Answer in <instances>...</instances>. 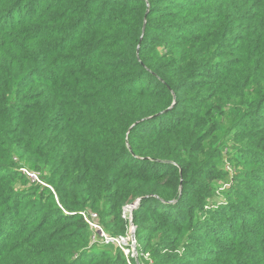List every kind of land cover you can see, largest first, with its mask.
<instances>
[{"label": "trees", "instance_id": "1", "mask_svg": "<svg viewBox=\"0 0 264 264\" xmlns=\"http://www.w3.org/2000/svg\"><path fill=\"white\" fill-rule=\"evenodd\" d=\"M263 110L264 0H0V264H264Z\"/></svg>", "mask_w": 264, "mask_h": 264}, {"label": "built area", "instance_id": "2", "mask_svg": "<svg viewBox=\"0 0 264 264\" xmlns=\"http://www.w3.org/2000/svg\"><path fill=\"white\" fill-rule=\"evenodd\" d=\"M22 174H24L27 178H29L32 182H39V179L37 175L33 172L30 173V171L26 169L20 170ZM137 205L135 207H130V205L126 206L122 210V218L127 222L128 229L125 235L119 236V237H110L108 236L102 228L95 223V219L97 218V215L95 213H89V212H83L80 213V215L83 217L84 221L89 225V227H92L94 230V237L91 238V240L96 241L97 239H102V242L105 245H115L117 248H119L123 254L125 255L128 264H131V261H134V263L138 260V246L136 238L135 240L132 239V235L134 233L133 227H132V212L134 209H136ZM97 238V239H96ZM137 264V263H136Z\"/></svg>", "mask_w": 264, "mask_h": 264}, {"label": "rangeland", "instance_id": "3", "mask_svg": "<svg viewBox=\"0 0 264 264\" xmlns=\"http://www.w3.org/2000/svg\"><path fill=\"white\" fill-rule=\"evenodd\" d=\"M263 114H264V110H263ZM228 144V143H227ZM226 146H230V147H232V149H233V147H235V146H237V144L236 143H233L232 141H229V145H226ZM232 149H228V148H226V150L227 151H232ZM227 151H225V152H227ZM230 158L231 157H226V158H224V160H226L227 162H230ZM227 162H226V164H227ZM253 168L254 167H250V170H253ZM29 171V170H28ZM32 171H30V173H31ZM33 173H35L36 175H37V177H39V175L36 173V172H33ZM251 179L250 180H252V178H259V173H257V172H252V175H251V177H250ZM261 178H264V175H262V177ZM37 182V181H36ZM264 181H260L259 183L257 182L255 185H258V186H264L262 183H263ZM216 198H218L219 200L218 201H213V204L216 206V205H220L221 203H223L224 204V206L227 204V201H226V198L224 197V196H221V195H217L216 196ZM247 206H251L250 204H247ZM250 208H253V207H250ZM258 209L259 210H264V203H261L260 204V206L258 207ZM95 223L97 224V225H99L101 228H102V230L105 232V230H104V228H103V226L99 223V221H98V216H97V218L95 219ZM90 229H91V231L92 230H94L92 227H90ZM127 229H128V227H126V232H127ZM95 232V231H94ZM94 232L92 231V236L94 237ZM108 236H110V237H119V236H113V235H111V234H108L107 232H105ZM126 234V233H125ZM124 234V235H125ZM91 236V238H93ZM97 239V238H96ZM91 244H90V246H92V245H95L93 248H97V249H92L89 253H88V257H90V256H95L96 254H99V253H101V252H103V250H106V252H111L113 249H110V248H106L105 249V247H111V246H105V244L102 242V239H97V242L96 241H93V240H91V242H90ZM13 244H14V242H13ZM97 244V245H96ZM102 244H104V245H102ZM15 245V244H14ZM113 246V245H112ZM102 248H104L103 250H101ZM113 248H116V246L114 245V247ZM131 263L133 264L134 263V261H131Z\"/></svg>", "mask_w": 264, "mask_h": 264}, {"label": "water", "instance_id": "4", "mask_svg": "<svg viewBox=\"0 0 264 264\" xmlns=\"http://www.w3.org/2000/svg\"><path fill=\"white\" fill-rule=\"evenodd\" d=\"M136 125V124H135ZM134 125V126H135ZM140 202V200H136L134 203H132L131 205H130V207L132 208V207H135L138 203ZM132 227H133V230H134V233H133V235H132V239L133 240H135V231H136V227L132 224ZM137 264H139V262H138V260H137V262H136Z\"/></svg>", "mask_w": 264, "mask_h": 264}]
</instances>
